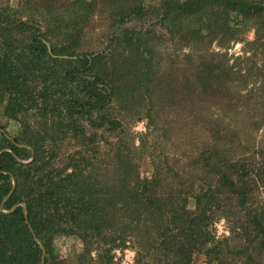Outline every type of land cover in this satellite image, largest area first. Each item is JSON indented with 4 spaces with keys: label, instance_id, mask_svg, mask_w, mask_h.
I'll return each mask as SVG.
<instances>
[{
    "label": "trees",
    "instance_id": "16d2710c",
    "mask_svg": "<svg viewBox=\"0 0 264 264\" xmlns=\"http://www.w3.org/2000/svg\"><path fill=\"white\" fill-rule=\"evenodd\" d=\"M213 4L245 19L264 16V0H180L175 10L194 15ZM131 10L143 15L140 4ZM163 15L168 16L167 5ZM8 17L0 12V29L14 23ZM2 36L0 101L7 99L3 115L12 121L23 119L18 137L10 139L0 131L5 142L0 150L8 149L0 155V264H42V250L35 239L45 250L44 264H57L52 251L55 236L79 239L81 264H98L103 257L110 263L112 251L130 245L136 256L147 251L158 264H192L197 254L205 257L206 264H255L264 254L263 211L258 207L240 217L235 214L238 208L246 210L254 192L264 186L261 150L235 154L225 147L229 141L222 144V136L216 132V137L209 135L202 142L200 152L193 153L185 168L163 167L151 160L150 175L142 177L139 162L147 148V133L137 137V145L128 143L120 136L121 117L145 100L152 111L161 99L157 82L155 86V81L148 84L137 78L138 71L134 73L137 79L128 84L107 81L93 72L99 58L78 54L71 39L66 45L50 46L42 35L29 46L16 48ZM128 36L124 32L119 38L132 49ZM191 56L195 55L189 53L188 58ZM196 58L198 65L188 77V99L192 101L188 111L191 117L196 115V126L211 132L209 116L213 114L198 119L197 102L205 98L222 102L224 98L218 95L230 92L232 85L229 89L226 83L240 69H235L237 57L231 63L226 53H202ZM143 74L152 77L150 69L144 68ZM36 75L39 85L34 86L31 81ZM232 102L228 98V108ZM29 110L42 119L43 130L34 129L23 117ZM136 118L143 119L140 115ZM145 119L150 127L153 116L148 113ZM81 121L93 128L91 138L87 139ZM65 127L78 133L82 145L85 139L93 142L100 133L105 143L111 140L108 151L101 155L107 166L89 171L92 164L87 165L83 155L76 160L72 156L60 170H51L56 139ZM240 127L245 128V122L241 121ZM224 136L229 140L228 133ZM17 159L32 160L21 164ZM11 178L15 189L3 203L12 188ZM219 219L226 220L229 233L220 240L211 232ZM93 251L98 263L91 256Z\"/></svg>",
    "mask_w": 264,
    "mask_h": 264
},
{
    "label": "rangeland",
    "instance_id": "374dc122",
    "mask_svg": "<svg viewBox=\"0 0 264 264\" xmlns=\"http://www.w3.org/2000/svg\"><path fill=\"white\" fill-rule=\"evenodd\" d=\"M179 1L0 0V12L14 21L6 25V30L0 29V43L4 38L2 35L16 48L29 46L35 37L42 35L46 45L50 46L66 45L71 39L76 43L78 54L99 58L93 72L107 78V81L128 84L135 80L134 73L137 71V78L148 84L155 81V86L158 84L161 89L158 92L161 99L154 103L153 110L145 100L140 106L130 109V114L121 117L123 128L120 136L128 143L137 145V137L147 133V148L139 162L142 177L150 175L148 165L151 160L162 163L163 167L167 164L185 168L193 153L200 152L202 142L207 141L209 135L216 137V132L222 136V144L229 141L225 147L232 148L235 154L243 155L245 152L247 155V149L252 152L261 150L260 155L264 157V47L261 46L264 43V16L245 19L216 4L208 5L194 15L182 14L175 10ZM138 4L143 15L131 10ZM166 5L168 16L164 17ZM32 26L39 32L30 28ZM124 32L134 45L132 49L119 38ZM189 53L195 56L189 59ZM202 53H226L231 63L237 57L235 69H240V73L226 83L228 88L232 85L230 92L223 91L218 95L224 98L222 102L221 99L214 101L207 98L197 102L200 107L199 111L195 110L198 119L207 118L208 112L213 114L208 117L211 132L207 127L196 126L193 123L196 115L191 117L188 111L192 102L188 99V77L198 65L196 56ZM144 68L151 70L152 77H144ZM38 80L36 75L32 78V85H39ZM225 98L233 100L230 108ZM6 102V98L0 101V130L12 139L21 135L23 118L18 121L6 118L3 115ZM147 112L153 116L150 127L146 126ZM32 113L29 110V114L23 117L31 122L34 129L43 130L42 119ZM139 115L143 119L135 121ZM241 121L245 122V128L240 127ZM79 124L85 129L87 139L91 138L93 128L86 121ZM227 133L229 140L224 136ZM101 135L103 133L97 134L100 139L97 140V137L93 142L85 139L86 144L82 145L78 133L74 131L73 134L69 127H65L64 133L56 139L55 155L49 164L51 170H60L72 156L76 160L83 155L87 165L92 164L89 171L107 166L108 161L101 155L106 154L111 140L105 143ZM96 140L99 148L95 154ZM2 146L5 142L0 135V148ZM256 163H260V158L256 159ZM70 169L68 167L67 172ZM258 207L264 214V186L254 192L246 210L239 211L238 208L235 214L240 217ZM211 232L219 240L228 236L226 220L216 221ZM130 246L123 251H112L110 263L106 262V257L98 260L94 251L91 256L97 263L99 261L98 264H158L150 259L147 251H141L136 256ZM52 251L57 264H81L78 256L82 252V244L75 236H55ZM256 263L264 264V254L257 257ZM192 264H206L205 257L195 255Z\"/></svg>",
    "mask_w": 264,
    "mask_h": 264
},
{
    "label": "water",
    "instance_id": "95a60500",
    "mask_svg": "<svg viewBox=\"0 0 264 264\" xmlns=\"http://www.w3.org/2000/svg\"><path fill=\"white\" fill-rule=\"evenodd\" d=\"M1 131V130H0ZM5 151H8V149H2L0 150V155L5 152ZM32 155V153H31ZM32 159H30L29 161H22L20 159H17V161H19L21 164H28ZM12 180V188H11V191L8 193V195L4 198L3 200V203L9 198V196L12 194L13 190L15 189V182H14V179L11 178ZM2 203V204H3ZM22 208H23V212H24V215H26V208H25V205L24 204H21ZM11 211H4V213H10ZM35 241L40 245L41 247V250H42V257H41V263L44 264V256H45V250L44 248L41 246L39 240L35 239Z\"/></svg>",
    "mask_w": 264,
    "mask_h": 264
}]
</instances>
